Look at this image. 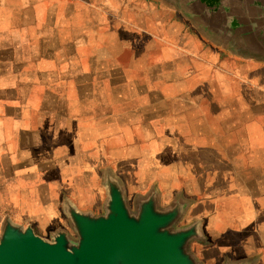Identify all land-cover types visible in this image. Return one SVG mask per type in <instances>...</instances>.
<instances>
[{
    "label": "crops",
    "instance_id": "obj_1",
    "mask_svg": "<svg viewBox=\"0 0 264 264\" xmlns=\"http://www.w3.org/2000/svg\"><path fill=\"white\" fill-rule=\"evenodd\" d=\"M228 6L0 0V236L77 239L112 181L179 208L199 264H264V8Z\"/></svg>",
    "mask_w": 264,
    "mask_h": 264
},
{
    "label": "water",
    "instance_id": "obj_2",
    "mask_svg": "<svg viewBox=\"0 0 264 264\" xmlns=\"http://www.w3.org/2000/svg\"><path fill=\"white\" fill-rule=\"evenodd\" d=\"M264 0H223L231 12L264 8ZM258 3V6H256ZM107 213L69 209L77 239L65 231L52 240L6 220L0 236V264H199L189 252L196 228L176 230L179 208L162 211L155 197L131 211L119 185L110 181Z\"/></svg>",
    "mask_w": 264,
    "mask_h": 264
}]
</instances>
